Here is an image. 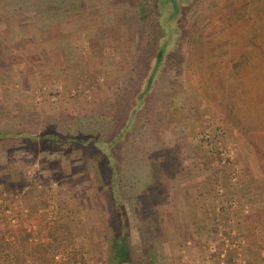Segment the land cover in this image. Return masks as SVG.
Instances as JSON below:
<instances>
[{
    "label": "rangeland",
    "instance_id": "374dc122",
    "mask_svg": "<svg viewBox=\"0 0 264 264\" xmlns=\"http://www.w3.org/2000/svg\"><path fill=\"white\" fill-rule=\"evenodd\" d=\"M155 1L162 19H173L170 37L179 32L180 16L198 21L237 7L233 21L255 9L251 0ZM152 2L61 0L45 12L48 0H0V130H100L104 139L117 133L132 105L133 52L146 49L150 19L142 16ZM256 11L255 19H264ZM223 20L197 42L185 27L181 47L157 66L151 106L141 108L131 133L119 137L130 239L158 243L160 255L149 264H264V213H257L264 150L253 143L264 141V28L256 22V35H248L253 20L241 27ZM113 27L119 33L112 41ZM102 68L112 94L98 93V85L106 87ZM229 100L241 103L237 121L224 106ZM99 160L66 140L0 139V211L10 218L0 214L6 235L0 264H107L113 204ZM195 199L206 212L201 223L187 217ZM44 219L54 230L41 229ZM253 223L256 234L249 238ZM52 245L58 256L47 254Z\"/></svg>",
    "mask_w": 264,
    "mask_h": 264
},
{
    "label": "trees",
    "instance_id": "16d2710c",
    "mask_svg": "<svg viewBox=\"0 0 264 264\" xmlns=\"http://www.w3.org/2000/svg\"><path fill=\"white\" fill-rule=\"evenodd\" d=\"M52 2L49 6H46L45 12L53 11L56 9V5L58 1L61 0H48ZM63 2L66 0H62ZM230 1L225 2V6L229 5L227 3ZM260 0H251L250 4L255 6V9H258L262 12L264 8L263 5H258ZM227 3V4H226ZM258 6V7H257ZM188 7V6H187ZM150 8V7H149ZM262 8V10H261ZM152 9V12H151ZM150 11H144L142 18L147 19L149 16L150 21L148 22L150 35L149 40L146 44L145 51L141 54L138 53L137 49L133 53L138 55L137 64L133 68V74L130 78V84L132 89L129 93H127V97L131 102V108L126 112V116H122L121 124L118 125L117 133L111 135L109 138H103L102 131H96V133L89 132V131H82V132H56V131H47L44 133L38 132H31L27 128H23L22 130H7L1 131L0 130V139L8 138L12 140H17L18 138L29 137L30 135L33 138H52V139H59V140H66L69 142H74V144H78L80 146L86 147L90 154L93 156H97L100 158L99 160V173L102 182L107 183V196L111 200L113 204V208L110 210V222L111 228L109 229V245L107 248L106 253V263L107 264H149V261L152 257L155 259L157 256L160 255L158 251V243L156 242H148V241H141L139 243H134L130 239V223H129V213L128 209L125 204V196L122 189L119 186V182L122 178V173L120 171V154L117 151V145L120 143L121 140L119 137H125L126 134L131 133L135 125L137 124V120L135 118L136 114L139 112L141 108L150 107L151 101L150 97L153 94L154 90L153 87L151 88V83L153 76L156 74L157 66L162 62L164 63L166 60L165 54L173 53L174 50L178 49V46L181 47L182 40L181 36L184 35L183 32L186 30L190 31L191 33V41L197 42L203 38H206L215 32H217L218 27L221 23L225 22L223 19H229L228 24L225 26H242L245 22L249 20H254L256 18L255 11L249 12V17L246 15L245 12L240 13L239 16L233 18L231 21L230 18L233 16L230 13L238 11L237 7L233 9H229L225 11L224 14L215 15L205 13L201 19L198 21H190L189 18L186 19L183 16H180L175 22L178 23L179 32L178 34H174L173 37H170L171 30L168 27L169 23L173 20L172 18L166 17L162 19V6L158 1L153 0L151 4ZM188 8H186L187 11ZM174 12V11H173ZM173 14V13H172ZM187 15V14H186ZM161 18V19H160ZM50 20V18H49ZM186 23V26H185ZM222 23V24H223ZM144 26V23H142ZM113 31L116 32V35L111 38V40H115L118 37L119 29L117 27L111 28ZM142 30V27H140ZM191 41H187L188 43H192ZM180 42V43H179ZM249 44H255V42L251 39H248ZM115 44L114 42H112ZM112 46V45H111ZM101 46L98 48L99 51L101 50ZM114 48V54L116 53V47L113 45L112 50ZM113 54V55H114ZM105 56L100 54V64L104 65L103 58ZM116 60L118 61L117 55L115 56ZM105 60V59H104ZM166 63V62H165ZM162 64L164 66L166 64ZM101 70V68H100ZM103 75L105 79V88H102L101 85L97 86L98 93L100 95L109 93L112 94L114 89L108 87V81H106L107 74L106 70L102 68ZM106 76V77H105ZM111 95L107 94L109 98ZM102 102L106 101L105 97H101ZM99 105V101L97 103ZM123 111V110H122ZM115 112V111H114ZM117 112V110H116ZM110 115V114H109ZM113 115V111L111 112ZM125 115V114H124ZM106 116V114H103ZM104 120L105 117L103 118ZM253 141V140H252ZM256 148L264 150V141H257L254 142ZM23 185V184H22ZM134 210V206L133 209ZM4 213V209L0 211V214ZM9 214L4 213V217L8 220L10 219ZM40 226V225H39ZM42 228H47L50 232L54 230V228L50 227V223L44 219ZM51 228V229H50ZM25 231V230H24ZM159 235V234H158ZM6 235L2 232L0 233V244H5L4 241L6 240ZM159 237V236H158ZM53 238V239H52ZM50 240L53 243L57 236L52 237ZM53 251L47 249V254L51 255L54 252V245H52ZM38 251V250H37ZM154 251V252H153ZM39 252V251H38ZM153 259V260H154ZM72 264H76L74 261Z\"/></svg>",
    "mask_w": 264,
    "mask_h": 264
},
{
    "label": "crops",
    "instance_id": "0c3cea01",
    "mask_svg": "<svg viewBox=\"0 0 264 264\" xmlns=\"http://www.w3.org/2000/svg\"><path fill=\"white\" fill-rule=\"evenodd\" d=\"M260 5L262 4L263 5V8H264V0H262V1H260V2H258ZM249 9H251V8H249ZM253 11H255V12H257L256 10H254V9H252ZM263 12H264V9L262 10ZM256 22L258 23V24H260L261 26L263 25V27L262 28H264V19H260V18H258V19H255V20H253V22H252V24H251V26H250V28H248V35H256L255 34V26L257 25L256 24ZM252 33V34H251ZM249 37H247L246 39H248ZM259 43H260V41H259ZM262 45H264V42H262L261 43ZM253 47H255V46H253ZM252 47V48H253ZM263 48H264V46H262ZM215 58V57H214ZM224 63H226V62H224ZM223 63V64H224ZM215 71H216V69H215ZM217 72V73H216ZM215 72V76H216V78H217V76H219V73H218V71H216ZM229 84V85H228ZM227 85H228V87H227V89H228V91L227 92H229V93H231L232 92V89H230V83H228ZM226 85V84H225ZM222 91H226V88L224 89V90H222ZM217 96H218V94H217ZM219 97V96H218ZM232 100H234V97H232ZM240 102L238 101V102H233V101H228V103H226V104H224V106L226 107V109L227 110H229V112H227L228 114H229V117H230V119H234V120H236V118H240L241 116H243V115H241V113H239L240 112ZM226 113V114H227ZM245 120H247V121H250L251 119H246V118H244ZM237 121V120H236ZM253 178V177H252ZM199 201V202H198ZM203 201H202V199H198V200H191L189 203H191V205H197V207H196V210L193 212V213H191L192 211H191V209L189 208V209H187V217L190 219V221L192 222L193 220H199V223H201V221L202 220H204L205 219V217H206V212L204 211V210H202L201 209V207L198 205V204H201ZM241 202V203H240ZM239 202V205H243V206H247V205H250L252 202L251 201H249V202H247V201H240ZM259 203H260V205H259V207L257 208V213H258V215L259 214H263L264 213V199H259ZM191 205L189 206V207H191ZM208 218V217H207ZM245 219V218H244ZM255 224L253 223L252 225L251 224H249V226H248V229H247V231H246V234L245 235H247V237L249 236V238L251 237V238H253L254 237V234H256L254 231H255ZM200 232H202V230L200 231ZM257 237H259V236H257ZM254 240V239H253ZM252 240V241H253ZM248 241H249V239H248ZM26 243V242H25ZM249 243H250V241H249ZM250 244H252V243H250ZM256 245H257V243H256ZM29 250H31V249H29ZM53 255H55V254H53Z\"/></svg>",
    "mask_w": 264,
    "mask_h": 264
},
{
    "label": "built area",
    "instance_id": "2783aa9c",
    "mask_svg": "<svg viewBox=\"0 0 264 264\" xmlns=\"http://www.w3.org/2000/svg\"><path fill=\"white\" fill-rule=\"evenodd\" d=\"M55 256H58V255H55ZM246 264H250V263H246Z\"/></svg>",
    "mask_w": 264,
    "mask_h": 264
}]
</instances>
